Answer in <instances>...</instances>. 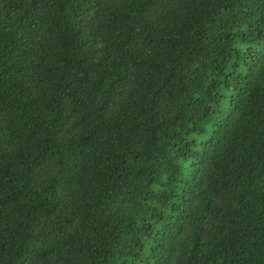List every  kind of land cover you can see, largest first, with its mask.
<instances>
[{"label":"trees","instance_id":"16d2710c","mask_svg":"<svg viewBox=\"0 0 264 264\" xmlns=\"http://www.w3.org/2000/svg\"><path fill=\"white\" fill-rule=\"evenodd\" d=\"M0 264H264V0H0Z\"/></svg>","mask_w":264,"mask_h":264}]
</instances>
